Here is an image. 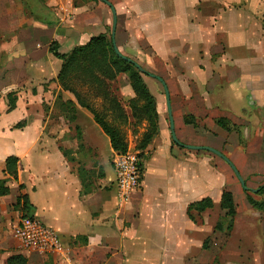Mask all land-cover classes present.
Returning a JSON list of instances; mask_svg holds the SVG:
<instances>
[{
	"label": "crops",
	"instance_id": "1",
	"mask_svg": "<svg viewBox=\"0 0 264 264\" xmlns=\"http://www.w3.org/2000/svg\"><path fill=\"white\" fill-rule=\"evenodd\" d=\"M105 2L116 15L113 36ZM41 6L28 13L21 0H0V182L7 191L0 196V264L14 257L23 264L195 263L210 240L202 241L194 214L211 208L187 213L188 207L204 200L221 205L226 177L214 171L211 157L197 154L208 152L176 146L168 115L159 114L158 135L140 152V187L120 204L110 140L86 106L61 88L62 62L48 49L56 43L68 54L91 38L111 37L122 57L162 82L155 100L166 108L165 88L180 145L220 153L231 127L239 126L235 103L264 99V0H47ZM124 90L127 99L135 97ZM77 92L100 103L93 91ZM9 94L16 98L11 111ZM70 113L77 116L72 121ZM9 159L16 160L13 175L6 172ZM20 196L30 218L55 233L59 252L20 248L12 233L24 217Z\"/></svg>",
	"mask_w": 264,
	"mask_h": 264
},
{
	"label": "rangeland",
	"instance_id": "2",
	"mask_svg": "<svg viewBox=\"0 0 264 264\" xmlns=\"http://www.w3.org/2000/svg\"><path fill=\"white\" fill-rule=\"evenodd\" d=\"M21 1L26 6L27 12L33 13V5L43 6L47 0ZM262 8L259 10L260 14L263 13ZM138 66L151 75L146 68ZM73 72L78 73L76 77L79 79H72L68 83L72 90L85 93L83 91L98 89V93L101 94L100 103L87 95L82 96L83 99L89 106H95L102 121L123 137L126 150L141 152V141L149 125L143 113H132L130 109L129 103L132 99H127L126 89L124 90V88L131 89L128 76L121 75L118 81L108 82L107 85L103 83L94 85L90 82L91 80L88 82V76L94 72L89 67L84 69L74 67ZM97 76L100 75L97 74ZM140 77L154 100L158 93L163 94L161 84L155 79L147 75H140ZM113 99L122 107V116L113 108L114 112L107 113V105L112 107ZM247 99H243V107L240 102L235 103L236 109L240 110V113L237 112L240 117L239 126L231 127L232 132L225 138L224 152H220L228 160L231 157L232 161H229L244 181L245 189L240 186L229 166L220 158L211 153H197L198 156L211 157L216 164L214 171L226 177L224 190L231 196L233 206L231 205L229 212H226L216 202L211 210H207L200 216L194 214L197 226L202 227V241L206 238L210 241L206 249L198 251V255L194 258L195 263L192 264H264V190H259L264 186V99L259 96L253 104ZM55 103L59 104L58 100ZM161 104L155 100L157 121L159 114L167 117L165 104L164 109L160 107ZM136 105L142 106L140 101ZM65 116H69L71 121L72 118L77 117L71 113ZM205 127L209 129L212 125L206 124ZM189 139L196 143L201 142V139Z\"/></svg>",
	"mask_w": 264,
	"mask_h": 264
},
{
	"label": "trees",
	"instance_id": "3",
	"mask_svg": "<svg viewBox=\"0 0 264 264\" xmlns=\"http://www.w3.org/2000/svg\"><path fill=\"white\" fill-rule=\"evenodd\" d=\"M50 25V24H48ZM48 52L52 55L55 59L62 62L59 75L57 77V81L60 84L61 88L64 91H69L73 94L74 98L76 99L78 105L85 107L89 110L92 115L94 116L95 122L101 127L102 131L110 140V145L112 150L115 153L122 154L126 151V145L123 141V137L115 131L113 128L108 126L104 121H102L101 115L89 107L86 101L83 99L79 93L72 90L71 86L68 84L72 79L76 80L79 77H76L78 73H74V67H89L94 71L92 74L88 76V82L90 81L92 84H102L107 85L108 82H112L116 79V77L120 74L127 75L130 80V88L135 95V99L133 98L130 105V109L132 113L141 112L143 113L147 120H148V129L144 133L142 141H141V151H143L152 141L154 137L158 134V124H157V114L155 111V100L149 94V91L143 84L142 78L140 75H147V73H141L134 64H129L125 62L120 56H117L114 51V46L112 45V38H107L105 35H99L97 37L91 38L90 41L78 48H74L68 54H60L58 52V45L56 43H52L49 46ZM99 74L100 76H97ZM157 79V78H155ZM162 84V82H161ZM163 85V84H162ZM70 86V87H69ZM88 90V89H87ZM88 91L95 92L96 97L101 99V94H99V90L97 89H89ZM86 95V94H85ZM109 96V95H108ZM82 97V98H81ZM8 98H10L8 110L11 111L14 109L15 103V96L13 94H9ZM59 99V98H58ZM141 102V107H137V102ZM61 106L69 107V111L75 112L72 108L71 103L61 104ZM112 107L108 104L107 113H112L117 111L120 116L123 115V109L120 107L116 102L115 99L112 100ZM113 108V109H112ZM219 124L225 128L226 122L220 121ZM19 127V125L17 126ZM142 155L140 154V157ZM16 164V160L9 159L6 162V172L9 175H13L14 167ZM143 171V170H142ZM4 183L0 182V196L6 195L7 191L3 188ZM21 190V187H20ZM259 190H264V186L259 188ZM19 199L23 201V211L24 217L31 216V208L26 202V198L20 196L17 199L19 204ZM233 204L231 196L226 192L222 195V203L221 207L229 212L230 206ZM256 205V204H253ZM233 206V205H232ZM212 208L210 201L204 200L199 203L192 204L188 207L187 213L190 211H196L201 213L206 209ZM232 208V207H231ZM24 262L21 261L20 258L14 257L9 261V264H23Z\"/></svg>",
	"mask_w": 264,
	"mask_h": 264
},
{
	"label": "built area",
	"instance_id": "4",
	"mask_svg": "<svg viewBox=\"0 0 264 264\" xmlns=\"http://www.w3.org/2000/svg\"><path fill=\"white\" fill-rule=\"evenodd\" d=\"M111 164L119 203L125 204L140 187L143 174L140 152L126 150L122 154L114 153ZM12 233L20 248L25 251L46 255L61 250L55 233L35 218H21L13 227Z\"/></svg>",
	"mask_w": 264,
	"mask_h": 264
},
{
	"label": "water",
	"instance_id": "5",
	"mask_svg": "<svg viewBox=\"0 0 264 264\" xmlns=\"http://www.w3.org/2000/svg\"><path fill=\"white\" fill-rule=\"evenodd\" d=\"M103 1V0H100ZM105 4L110 8V11L112 13V33L111 35L113 36L115 27H116V15L115 12L113 10V8L105 2ZM112 45L114 46V43L112 41ZM114 51L115 54L117 56H120L125 62L129 63V64H134L130 59L122 57L119 52L117 51V49L114 46ZM137 69L143 74L145 73L139 66H137L136 64H134ZM149 77L154 78V76L149 75ZM164 94H165V98H166V109H167V115H168V121H169V131H170V136H171V140L172 142L176 145V146H180L182 148H185L186 150H190V151H204V152H208L211 153L215 156H217L218 158H220L226 165L229 166V168L231 169V171L233 172L234 176L236 177V179L238 180L240 186L245 189V184L244 181L242 180V178L239 176L237 170L235 169V167L230 163V161L225 158L222 154H220L219 152L210 149V148H199V147H190V146H182L180 145V143L177 141L176 137H175V133H174V127H173V121H172V115H171V110H170V102H169V97H168V92L167 90L164 88Z\"/></svg>",
	"mask_w": 264,
	"mask_h": 264
}]
</instances>
